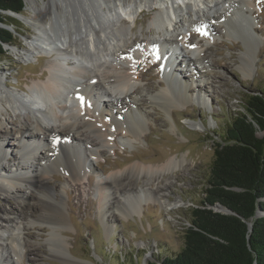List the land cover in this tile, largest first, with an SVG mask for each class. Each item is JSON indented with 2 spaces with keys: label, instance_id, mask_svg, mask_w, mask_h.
I'll list each match as a JSON object with an SVG mask.
<instances>
[{
  "label": "bare ground",
  "instance_id": "obj_1",
  "mask_svg": "<svg viewBox=\"0 0 264 264\" xmlns=\"http://www.w3.org/2000/svg\"><path fill=\"white\" fill-rule=\"evenodd\" d=\"M77 1L75 3L82 6L83 10H79L76 17L71 18L72 21H65L62 24L65 27L63 34H57L49 17V8L37 9L34 0H24L25 11L32 13L21 15V20L27 23L28 20L32 21L33 23L28 24L39 33L31 45L40 50L38 55L49 54V58L54 60L38 76L40 82L27 86L25 97L1 89L0 84V118L3 117L0 119V173L5 174L4 178L0 177V198L4 201L0 205V232H6L7 241V244H0V264H21L23 254L29 252L21 237V232L28 230V224L21 229L22 220H26V223L28 219L31 222L48 224L50 240L59 241V233L65 229L67 221L64 202L50 184L51 173L61 172L79 185L81 178L91 169L81 154L89 151L92 157L97 158L104 154V148L114 147L113 138L107 133L108 126L103 120L109 123L117 135L138 140L142 131L139 119L144 116L142 112L145 101L142 94L140 95L141 88L135 85V80L143 78L147 70L135 73L132 64L141 60L145 52L143 47H149L155 60L148 69L163 63L162 72L168 80L167 88L156 94L149 93L151 87L146 89L148 91L144 97H148L147 104H159L166 110L185 106L196 100L207 105V100L201 93L196 94L197 98L184 94L187 85L182 81L180 71L175 70L180 63L179 60L175 64L180 56L175 51L179 47L177 33L186 24L184 13L193 11L196 17L194 25L204 34H213L210 21L224 23L225 27L230 28L231 23L238 16H244L245 9L252 6L249 0ZM56 8L67 19L68 5L63 4ZM145 10L153 14L149 26L155 31L150 38H133L132 28H127L124 22L126 18L122 19L121 12L134 25L137 17ZM201 18L206 21L201 22ZM164 35L165 38H161ZM190 40L191 38L185 42ZM26 52L29 54L30 50L27 49ZM206 52L207 50L203 55ZM168 53L169 57H165ZM53 54L56 55L52 56ZM193 55L196 56L195 63H203L202 54ZM119 60L126 62L118 64ZM130 60L133 61L132 64ZM191 61H187L186 68L190 69ZM251 64V58L242 60L240 69L244 75H249ZM141 66L142 63H139L137 70ZM192 70L193 75L201 77L203 72L200 69L194 67ZM96 92H101L104 97L101 95L95 98L93 93ZM105 97L114 99V106L121 110L119 114L111 110L102 114L103 110L100 108L107 102L103 100ZM21 109L29 112L31 123L25 121L20 113ZM7 110L14 112L15 120H18L16 140L20 156L14 153V157L23 163L17 165L14 171L1 163L2 158L9 153L13 156L6 142L12 134L8 127L11 122L5 117ZM189 125L197 128L194 124ZM44 136L51 140L53 146L45 145ZM38 148L45 149L43 155H39ZM30 160L32 162L28 164ZM184 163V158H171L162 165L148 167L135 163L123 173L99 177L94 189L99 201V219L104 232L108 235L111 233L112 225L109 222L112 217L117 215L126 219L141 213V207L150 202L162 204L169 210L177 208L178 204L170 203L162 191V187L168 184L161 186L160 180L163 177H172ZM139 181L143 185L140 188L133 187ZM87 182L88 185L92 184L89 179ZM23 187L30 190L29 197ZM36 200L39 201V208L37 211H30ZM110 212L112 214L109 215ZM31 224L34 225L33 222ZM62 246L59 241L56 251L57 255L62 256L63 263L76 264L61 251Z\"/></svg>",
  "mask_w": 264,
  "mask_h": 264
},
{
  "label": "rangeland",
  "instance_id": "obj_2",
  "mask_svg": "<svg viewBox=\"0 0 264 264\" xmlns=\"http://www.w3.org/2000/svg\"><path fill=\"white\" fill-rule=\"evenodd\" d=\"M34 1L37 9L49 8V17L57 34H63L65 27L62 24L65 21H72L71 18L76 17L79 10H83L82 6L75 3L77 0ZM249 2L252 6L245 9L244 16H238L236 21L231 23L230 28L225 27L224 23L210 21L209 24L214 29L213 34L210 32L204 34L194 25L196 17L193 11L184 13L186 24L184 29L177 33L179 47L175 51L180 55L175 64L179 60L180 63L175 70L180 71L182 81L187 85L184 94L187 97L197 98L196 94L201 93L207 100V105H203V101L196 100L185 106L166 110L159 104L155 106L151 103L147 104L148 97H144L148 91L146 89L151 87L149 93L156 94L167 88L168 80L162 72L161 64L148 69L155 60L151 56L149 47L145 45L141 60L137 61V64H132L133 61L130 60L134 65L135 73L147 70L143 78L135 80V85L143 91L140 95L142 94L145 101L142 112L144 116L139 119L142 131L138 140L134 141L126 135H117L109 123L103 120L108 126L107 133L113 138L114 147L104 148V154L97 158L92 157L89 151L81 154L88 161L91 169L81 178L79 185L61 172L51 173L50 184L59 194V199L64 202L67 226L65 225V229L59 233L58 239L63 245L61 251L65 252L69 260L76 264H160L166 256L174 255L181 250L184 230L190 225V210L199 205L205 196L206 181L217 143L222 142L230 120L237 113L244 111L248 97L255 94L264 95V0H249ZM63 4L68 5L70 14H66L67 19L59 14L56 8ZM179 8L182 9L181 6ZM31 13L25 11L24 2L21 15L26 16ZM121 15L122 19L126 18L124 22L127 28H132L133 38H150L155 31L149 26L153 14L148 10L137 17L134 25L122 12ZM6 16V21L14 24L8 27L14 36L12 45H4V53L0 55L1 89L25 97L28 92L27 86L41 81L38 76L46 71L49 62L54 58H49V54L38 55L40 50L34 48L37 46L31 45L34 43L33 39L39 35L28 24L33 23L32 21L28 20V23L22 21V16L11 14ZM47 18L45 17L46 20ZM199 20L206 21L204 18ZM161 38H165V35ZM189 38L191 40L185 42ZM27 49L30 50L29 54L26 52ZM205 50L207 52L203 55ZM193 54L199 56L202 54L203 63H195L196 56ZM249 58L252 60V66L249 68V75L246 76L240 67L242 60ZM190 59L193 67L188 69L186 63ZM125 62L119 60L118 64ZM139 63H142V66L137 70ZM194 67L203 72L201 77L193 75ZM103 100L107 102L100 108L103 110L102 114H106L108 110L119 114L120 108L113 105L110 97ZM20 113L26 122H32L27 110L21 109ZM14 114L11 110H7L5 115L11 122L8 127L11 128L12 134L6 142L13 156L11 157L9 153L1 161L13 171L17 165L23 164L14 157L15 154L20 156L16 140L18 120H15ZM189 123L196 125L197 128ZM257 136L263 138L264 132H258ZM44 141L45 145L53 146L47 136H44ZM44 152L45 149L38 148L39 155H43ZM171 158H184L185 163L172 177H163L160 185L168 184L162 187V191L167 195L170 203L178 204L177 208L169 210L162 204L150 202L141 207V213L126 219L117 215L112 217L109 222L112 225L111 233L106 234L99 219V201L94 189L98 178L123 173L135 163H142L147 167L157 166ZM31 162L32 160L28 161V164ZM0 177L4 178L5 174L0 173ZM88 179L92 181L91 185H88ZM142 185L143 183L139 181L135 182L133 187L140 188ZM23 188L26 196L29 197L30 190ZM38 202L34 201L35 205L30 211H37L40 205ZM3 204L4 201L0 198V205ZM27 221L28 223L26 220L21 221V229L28 224V230L22 231L21 237L25 240L29 252L23 254L21 264H65L62 256L57 255L56 247L59 241L50 240L49 225L34 221L32 225L30 220ZM5 239L6 232H0V244H7Z\"/></svg>",
  "mask_w": 264,
  "mask_h": 264
},
{
  "label": "trees",
  "instance_id": "obj_3",
  "mask_svg": "<svg viewBox=\"0 0 264 264\" xmlns=\"http://www.w3.org/2000/svg\"><path fill=\"white\" fill-rule=\"evenodd\" d=\"M23 10V0H0V55L14 36L7 13ZM244 105L216 145L205 196L190 210L181 250L160 264H264V137L257 136L264 132V95L249 96Z\"/></svg>",
  "mask_w": 264,
  "mask_h": 264
},
{
  "label": "water",
  "instance_id": "obj_4",
  "mask_svg": "<svg viewBox=\"0 0 264 264\" xmlns=\"http://www.w3.org/2000/svg\"><path fill=\"white\" fill-rule=\"evenodd\" d=\"M23 2H24V1H23ZM7 14H11V15H13V16H17V17H18V16H21V15H19V14H14V13H7ZM219 208H221V209H219ZM215 209L218 210V211H221V212H223V213L236 215L235 213H233V212H231V211H229V210H227V209H225V208H223V207H221V206H216ZM257 215H258V210H257ZM248 227H249V230H250V229H251V224H250V223L248 224Z\"/></svg>",
  "mask_w": 264,
  "mask_h": 264
}]
</instances>
